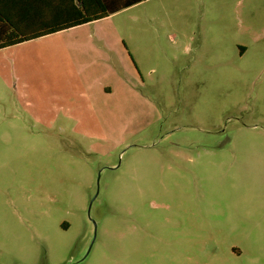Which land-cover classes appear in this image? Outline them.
<instances>
[{
	"label": "rangeland",
	"instance_id": "374dc122",
	"mask_svg": "<svg viewBox=\"0 0 264 264\" xmlns=\"http://www.w3.org/2000/svg\"><path fill=\"white\" fill-rule=\"evenodd\" d=\"M73 32L0 51V264H264V0Z\"/></svg>",
	"mask_w": 264,
	"mask_h": 264
},
{
	"label": "trees",
	"instance_id": "16d2710c",
	"mask_svg": "<svg viewBox=\"0 0 264 264\" xmlns=\"http://www.w3.org/2000/svg\"><path fill=\"white\" fill-rule=\"evenodd\" d=\"M145 1L64 0L57 9V0H0V50L108 18Z\"/></svg>",
	"mask_w": 264,
	"mask_h": 264
},
{
	"label": "crops",
	"instance_id": "0c3cea01",
	"mask_svg": "<svg viewBox=\"0 0 264 264\" xmlns=\"http://www.w3.org/2000/svg\"><path fill=\"white\" fill-rule=\"evenodd\" d=\"M61 1H62V3H61ZM63 2H64V0H57L56 8L60 9L61 6L63 7L64 6ZM79 5H82V4H79ZM91 23H93V22H91ZM88 24H90V23H88ZM88 24L77 26L74 28L66 29V30H62V31L56 32L54 34L43 36L41 38H38V39H35L32 41H28V42H24V43H21L19 45H15V46L17 47V46L29 45L31 43H34V42H37V41H40L42 39H46V38H49V37H52L55 35H62L61 37H66L65 40L69 39V41H71V40L74 41L73 43L72 42L69 43L68 41L67 42L61 41L60 42L61 44L59 46H57L56 48H53V49L51 48V51L54 50L53 52H55V54L58 56V59L56 60L55 64H59V62H60V64L63 66V68L69 66V63L74 64L75 61L77 62V60H75V53L76 52L79 53V51H81L85 48L90 49V48H87L85 46H82V43L85 42V41L82 42L83 39L93 40V42H91L90 45L93 48L99 50V52H102V54L105 53V51H104L105 48L109 49V52H113L114 50H113L112 43H109L103 35H95L94 37L90 36L87 38L86 35L81 33V32H73V31H75V29L84 27ZM67 35H69V36L67 37ZM94 41H96V42H94ZM101 42H104V43H101ZM85 45L87 46V43ZM15 46H12V47H15ZM7 49H10V47L5 48V49H1L0 51H3V50L6 51ZM245 53H246L245 49H241V54L244 55ZM102 88H103V94L106 96L111 95L113 92L111 84H103Z\"/></svg>",
	"mask_w": 264,
	"mask_h": 264
}]
</instances>
